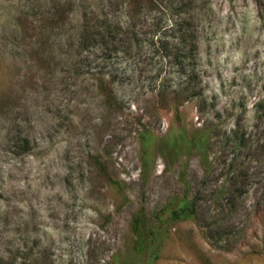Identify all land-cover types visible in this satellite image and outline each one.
I'll return each instance as SVG.
<instances>
[{
	"label": "rangeland",
	"instance_id": "1",
	"mask_svg": "<svg viewBox=\"0 0 264 264\" xmlns=\"http://www.w3.org/2000/svg\"><path fill=\"white\" fill-rule=\"evenodd\" d=\"M120 1L0 0V264H264V162L241 168L251 191L238 215L215 224L225 165L204 183L188 145L211 120L222 132L238 119L251 130L264 86V0H186L195 49L184 65L152 53L136 69L120 54L101 75L117 68L124 79L100 87L71 45L85 11L136 20L143 40L163 17L143 19ZM188 73L195 98L157 94ZM184 194H200L196 217L156 218ZM139 218L162 229L152 263L135 249Z\"/></svg>",
	"mask_w": 264,
	"mask_h": 264
},
{
	"label": "trees",
	"instance_id": "2",
	"mask_svg": "<svg viewBox=\"0 0 264 264\" xmlns=\"http://www.w3.org/2000/svg\"><path fill=\"white\" fill-rule=\"evenodd\" d=\"M113 1L111 0V4ZM194 1V0H192ZM129 4L135 11L136 16L146 19L151 17L153 12L162 14L157 22L151 23L152 34L149 38L143 40L141 31H138L136 20L123 21L110 16L106 12L100 13L99 10L85 11L86 13L80 19L81 32L77 37L76 42L72 43V47L77 48L78 53L83 55L80 65H84L88 72H94L97 76L96 80L100 87H106L111 82L123 80L124 73L121 70L111 69L109 80L102 76L103 70L109 65L110 60L115 56L124 54L127 55V61L131 62L136 69L138 66H143L146 69L150 61L151 54L162 55L165 58L170 57L174 60L173 63L184 65V58L190 53L188 49H195V30L193 17L195 5L190 6L186 0H122ZM86 7V6H85ZM89 9H92L91 7ZM102 11V10H101ZM103 12V11H102ZM134 19V18H133ZM159 35L155 39L156 32ZM192 46L189 47V43ZM146 43L145 48L142 44ZM98 46L95 51L82 52L80 49L86 50L90 45ZM102 46V48H99ZM140 49L139 56L131 54L132 49ZM96 52V53H95ZM150 61V62H149ZM193 77L192 73H188L184 78L185 82L172 86H164L157 91L161 98L171 97L169 102H175L177 99L196 97L195 91H190L188 87L189 81ZM153 78V77H152ZM167 78V77H166ZM154 79V78H153ZM168 79V78H167ZM169 80V79H168ZM263 93L252 104L255 108V116L253 124L248 130L247 127L241 126V119L235 128L229 133L222 132L218 129L221 123L211 121L204 122L200 128L196 129L188 145H193L199 152L200 162L203 167L202 181L205 183L211 172H218L222 169L221 164L225 165L223 171L225 178L222 182L214 187V199L217 204L215 210V224L220 220L232 219L233 216L240 213L241 196L245 192H250L248 189L249 175L245 170H241L243 166L249 164L254 157H258L264 162V86ZM24 147H29L30 140L25 138ZM231 155L230 157H228ZM229 160V161H228ZM216 169H213V168ZM244 169V168H243ZM222 172V171H221ZM200 194L188 198L184 194L183 198L178 199V204L173 209L168 210L166 217L156 216V218L165 222L169 220H184L191 217H196L199 214L201 207ZM219 219V220H218ZM145 222V221H144ZM213 222V221H212ZM137 225L134 226L138 239L135 243V249L139 252L148 250L152 256L149 263L155 261V256L158 254L160 240L162 238V229L156 228L153 224L148 227L141 228L142 220L138 219Z\"/></svg>",
	"mask_w": 264,
	"mask_h": 264
}]
</instances>
